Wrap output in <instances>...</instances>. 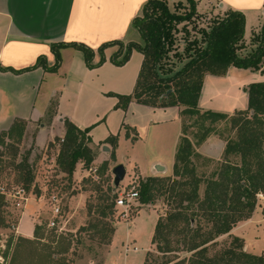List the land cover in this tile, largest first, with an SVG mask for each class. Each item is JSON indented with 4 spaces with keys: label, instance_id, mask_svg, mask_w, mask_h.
Masks as SVG:
<instances>
[{
    "label": "trees",
    "instance_id": "trees-1",
    "mask_svg": "<svg viewBox=\"0 0 264 264\" xmlns=\"http://www.w3.org/2000/svg\"><path fill=\"white\" fill-rule=\"evenodd\" d=\"M185 3H178L184 9L179 12L171 10L166 0H147L140 14L131 21L141 41L104 42L96 48L99 54L96 63H92L93 48L82 42L60 41L50 43L55 58L52 66L46 64L44 55H39L30 66L14 69L0 65V70L18 74L41 66L56 71L61 61L60 49L65 47L81 51L89 68L106 60L104 49L108 46L117 45L109 57L115 65H123L132 50L140 52L142 62L133 90L129 94H112L118 98L115 107L126 109L131 100L152 107L178 106L181 119L171 174L138 180L137 201L140 204H153L160 199L165 205L151 236V244L161 253L160 259L152 260L149 257L152 252L148 251L142 264H264L262 254L245 251L244 239L230 233L239 222L251 217L257 206V194H264V81L247 85L245 109L225 113L203 110L197 103L206 74L222 76L230 66L264 71V19L259 30L252 33L247 47L243 12L227 9L211 18L205 26H199L196 24L200 16L197 0H185ZM188 25L199 36L190 35ZM179 33L182 34L178 36ZM179 46L183 47L181 51ZM48 111L51 112V106ZM217 123H223L224 127L217 131ZM25 126L24 119L15 118L7 130L0 132V175L6 167L3 149L9 148L14 183L28 192L34 178L29 153L15 161L16 144ZM91 127L80 129L68 119L64 120L65 133L59 143L56 165L68 183L78 161L89 167L95 158V152L88 146L87 133ZM210 134H217L224 141V148L218 163L206 175L205 171L199 170V165L201 161L211 163L214 159L198 153L196 147ZM125 136L129 137L127 126ZM114 139L113 135L106 138L113 142ZM134 139L135 136L131 137ZM55 140L59 141L60 137ZM110 159L114 160L113 151ZM100 167L95 172L100 180H82L90 184V190L95 194L86 203L88 218L79 230L56 232L47 228L45 222L35 224L34 237L39 238L41 231L46 230L51 235L50 242H55L54 246L47 244L49 259L46 264H71L65 254L72 242H81L78 234L81 231L100 245L110 243L117 210L114 207L116 191L109 173L104 176L106 185L103 187L105 163ZM201 184L204 185L202 194L199 192ZM68 187L52 186L48 188L47 196L56 193L61 197ZM5 203V197L0 194V228L10 225L3 213ZM222 235H227L228 240L218 244L216 238ZM8 247L9 243L3 252L4 258ZM181 251L188 254L179 256L177 252ZM14 258L12 256L10 261Z\"/></svg>",
    "mask_w": 264,
    "mask_h": 264
},
{
    "label": "crops",
    "instance_id": "crops-1",
    "mask_svg": "<svg viewBox=\"0 0 264 264\" xmlns=\"http://www.w3.org/2000/svg\"><path fill=\"white\" fill-rule=\"evenodd\" d=\"M146 1L0 0V65L20 69L44 55L46 64L52 66L55 58L50 43L60 41L82 42L93 48L92 63H96L99 60L96 48L104 42L141 41L131 21L140 14ZM206 4L216 5L212 13H223L227 9L243 12L245 24L249 18L256 24L253 32L259 30L264 19V0H206ZM251 35L244 39L246 43ZM116 49L117 45L106 47V60L92 68L86 66L81 51L65 47L60 49L61 61L56 71L41 66L18 74L0 70V132L7 130L15 118L24 119L26 130L38 125L34 144L46 148L55 137H63L64 120L68 119L80 129L92 126L87 135L89 144L100 150L98 157L111 160L113 151L112 163L128 162L136 176L171 174L181 133L179 107H152L134 100L126 109L115 107L118 98L112 94L132 92L142 62V54L132 50L123 65H115L109 57ZM256 81H264V71L230 66L222 76L206 74L198 107L225 113L245 109V89ZM50 106L51 112L48 111ZM53 124L60 133L47 137L41 145L35 143L43 132L41 128ZM125 126L129 127V137L125 136ZM110 135L115 136L114 142L106 140ZM133 136L135 139L131 140ZM103 146L108 150H103ZM122 147L126 148L125 152ZM223 148L224 141L210 134L196 151L218 159ZM156 165H161L163 170H156ZM30 197L27 195L26 201ZM249 223L260 224L248 228ZM261 230H264V220L256 208L250 218L238 223L230 233L244 239L247 252L256 253L249 247L259 240L255 235Z\"/></svg>",
    "mask_w": 264,
    "mask_h": 264
},
{
    "label": "rangeland",
    "instance_id": "rangeland-1",
    "mask_svg": "<svg viewBox=\"0 0 264 264\" xmlns=\"http://www.w3.org/2000/svg\"><path fill=\"white\" fill-rule=\"evenodd\" d=\"M199 1L200 0H197L198 3ZM166 2L171 10H178L179 12H182L184 9L180 8L178 3L186 4L185 0H166ZM214 8H216V5L209 4L208 6L206 0H201L198 9L200 16L197 17L196 24L199 26H205L211 18L222 14L220 12L212 13V9ZM254 25L256 24L249 18L244 27V39H247L255 30ZM180 27L181 24L179 25V28ZM188 29L190 35L199 36L191 25H188ZM181 34L182 33H179L178 36ZM246 44L248 47L249 42ZM178 48L181 51L183 47L179 46ZM244 51H246V49L241 52ZM41 124L42 123H40V125ZM215 127L218 131L224 127V124L217 123ZM38 129L39 127L37 124L29 130H26L25 126L22 131L21 139L19 143L16 144V162L20 160L22 155L29 153L28 159L32 165L34 178L26 194L31 195L32 197L25 202L23 208H20L14 206L12 200L3 195L6 201L3 213L7 222L10 224L6 228H0V263L3 264H46L47 259H49L47 256V244L54 246L55 242H50L51 235L46 230L41 231L39 238L34 237L33 229L35 224L45 222L50 216V205L47 201L48 188L55 185L63 187L69 186L65 193L59 197L62 210V218L60 220L63 219L65 227L72 232H75L86 222L88 218L86 203L91 200L93 194H95L91 192L90 184L85 183L86 181L83 183L82 180L87 178H90L91 180L99 179L98 176L97 179H93L91 176L93 175V172H89L87 170L88 167H85L82 161H78L70 182L68 183L65 181L56 165V157L59 150V143L61 141H56L54 138L52 142L47 144L46 148L37 147L34 144L33 136ZM41 129H43L42 134L38 135L35 139V143L39 145L43 144L47 137L52 138L60 133V129L54 124L45 128L42 127ZM88 146H90L95 152V158L90 163L93 170L101 168V164L103 162L105 163L106 170L104 171L101 184L105 187L106 180H104V176L108 173L111 175L110 182L112 184L113 176L111 174V168L114 164L111 160H105L102 157H98V154L100 153L98 148L92 147L89 143ZM125 149L126 148L122 147V151L125 152ZM3 150L4 156L2 158L6 167L0 175V187L3 186L6 189H10L11 186L16 185L14 183V175L12 171L13 166L10 164L13 160L11 156L12 151L9 148ZM201 162V164L199 163V170L205 171L206 175H208L218 163L217 159H214L211 163H206L205 161ZM123 165L126 174L121 181V184L127 183L133 175L137 180L143 178L141 176H136L135 171L131 168L128 162H125ZM203 187L204 185L201 184L199 190L200 194H202ZM41 194H45V196L40 199L38 197H40ZM256 208H258L260 212V208L257 206L255 209ZM164 210L165 205L160 199L153 204H140L136 200L129 217L126 220L118 216L116 210L112 221L114 232L108 245L98 244L95 240L89 238L88 233L81 231L78 233L81 242H72L65 256L71 264H142L146 253L151 251L152 254L149 257L152 260L157 259L159 261L161 253L156 251L154 244H151V236L156 219L158 215L164 212ZM260 215L262 218L261 212ZM259 224L260 223H249L248 228L251 226L256 227ZM18 230L21 234L30 237L21 235ZM238 232L240 234L243 233L240 230ZM21 237L30 238V240L28 241ZM255 238H259V240L254 241L252 247L250 246L249 249L256 252L255 254H262L264 256V230L259 231L258 234L255 235ZM216 240L218 244H222L228 240V236L222 235L217 237ZM8 243L9 247L7 249V256L4 258L3 252L6 250ZM217 248L218 245L215 249ZM177 254L183 256L188 253L181 251L177 252ZM12 256H15L13 262L10 261Z\"/></svg>",
    "mask_w": 264,
    "mask_h": 264
},
{
    "label": "built area",
    "instance_id": "built-area-1",
    "mask_svg": "<svg viewBox=\"0 0 264 264\" xmlns=\"http://www.w3.org/2000/svg\"><path fill=\"white\" fill-rule=\"evenodd\" d=\"M63 140V137L60 138V141ZM87 170L93 172V179H97L96 169L93 170L92 166H89ZM126 174V173H125ZM123 180V179H122ZM116 197L114 200V207L117 209L118 216L126 220L133 208L135 201L138 198V180L132 176L130 180L125 184H119L115 188ZM0 193L5 195L7 198L12 200V204L16 207L23 208L27 199L26 191L21 185H13L10 189L5 187H0ZM45 196L41 194L40 197ZM47 201L50 205V216L45 221L47 228L54 229L56 232H62L67 230L65 227L64 220L62 218V210L60 207V198L56 193H51L47 196ZM257 207L260 208L262 214V219L264 220V194H257Z\"/></svg>",
    "mask_w": 264,
    "mask_h": 264
},
{
    "label": "water",
    "instance_id": "water-1",
    "mask_svg": "<svg viewBox=\"0 0 264 264\" xmlns=\"http://www.w3.org/2000/svg\"><path fill=\"white\" fill-rule=\"evenodd\" d=\"M103 150H108L106 146H103ZM156 170L162 171L163 167L161 165H156L155 166ZM126 173L125 167L122 163H118L114 165L111 168V174H112V184L114 188L118 187L122 179L124 178Z\"/></svg>",
    "mask_w": 264,
    "mask_h": 264
},
{
    "label": "snow or ice",
    "instance_id": "snow-or-ice-1",
    "mask_svg": "<svg viewBox=\"0 0 264 264\" xmlns=\"http://www.w3.org/2000/svg\"><path fill=\"white\" fill-rule=\"evenodd\" d=\"M136 2H137V3H140V2H142V0H136Z\"/></svg>",
    "mask_w": 264,
    "mask_h": 264
}]
</instances>
